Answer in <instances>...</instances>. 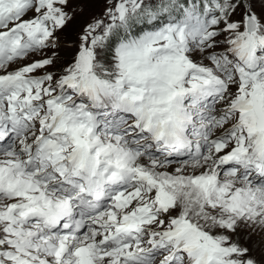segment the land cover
<instances>
[{
	"label": "snow or ice",
	"instance_id": "1",
	"mask_svg": "<svg viewBox=\"0 0 264 264\" xmlns=\"http://www.w3.org/2000/svg\"><path fill=\"white\" fill-rule=\"evenodd\" d=\"M0 264H264V0H0Z\"/></svg>",
	"mask_w": 264,
	"mask_h": 264
}]
</instances>
